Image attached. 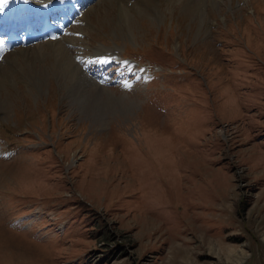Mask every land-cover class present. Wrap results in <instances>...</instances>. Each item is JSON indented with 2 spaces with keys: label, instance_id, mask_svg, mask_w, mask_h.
<instances>
[{
  "label": "rangeland",
  "instance_id": "obj_1",
  "mask_svg": "<svg viewBox=\"0 0 264 264\" xmlns=\"http://www.w3.org/2000/svg\"><path fill=\"white\" fill-rule=\"evenodd\" d=\"M63 34L73 86L48 43L1 54L0 264H264V0H92Z\"/></svg>",
  "mask_w": 264,
  "mask_h": 264
},
{
  "label": "bare ground",
  "instance_id": "obj_2",
  "mask_svg": "<svg viewBox=\"0 0 264 264\" xmlns=\"http://www.w3.org/2000/svg\"><path fill=\"white\" fill-rule=\"evenodd\" d=\"M10 1L11 0H7V2H4V0L2 1V9H6L8 6H10V5H12V4H10ZM31 1H33V2H38V1H40V0H31ZM74 1H77V0H74ZM15 2V1H14ZM13 2V3H14ZM49 7H52L51 5H49V6H47V7H45V8H43V9H47V8H49ZM83 7H84V5L83 6H79V5H77V8L79 9V11L81 12V11H83ZM38 8H40V6L38 7ZM35 5H33V6H30V7H28V8H25L24 10L22 9L21 10V12L19 13V10L17 11V15L14 17V14H12L11 16H10V21H6L5 22V19H0V26H2V28H3V30H4V28H5V31H8V30H11V29H14V27H16L17 28V30H19L24 24H25V19H27L28 17H30L31 16V14H32V12H34V11H36L37 9H38ZM37 12V11H36ZM19 16H20V18H19ZM17 18H19V19H17ZM42 20H43V16H42V14L41 13H39L38 14V18H37V20H36V25H38V26H40V24L42 23ZM59 38L60 37H58L56 40H53V41H48V42H45V44H47L46 46V48H47V50H49V53L47 54V55H44L45 57H48V56H50V55H53V56H55V55H58V56H56L59 60H62V61H60L57 65H55L54 67H55V69L52 67L53 65L52 64H50V65H48V69L49 70H47V72L49 71V72H51V76L53 75V76H56V77H60V78H62V80H63V82H65V83H67V82H69V81H71L72 82V86L73 85H75V80H74V78L75 77H79V74L81 73H75L72 69H71V64H70V62H68L69 60H66V58L64 57V53H65V50H66V48L65 47H62L61 45L59 46V43H57V42H59ZM29 45H31V44H28L27 46H20V47H15V48H13L9 53H7V55H6V57L7 56H11V54L13 55V53H15V50H17L19 53V55H23V54H25V52L24 51H26L27 50V47L29 46ZM39 45V44H38ZM46 50V51H47ZM68 50H69V48H68ZM14 51V52H13ZM16 51V52H17ZM69 52V51H68ZM70 53V52H69ZM42 54H43V51H42ZM46 54V53H45ZM62 55H63V59H62ZM45 57H44V59H45ZM44 59H42V60H44ZM57 61V60H56ZM55 61V62H56ZM43 62V61H42ZM88 62V61H87ZM86 62V63H87ZM54 64V63H53ZM52 65V66H51ZM46 67V66H45ZM58 72H60V74H58ZM38 73H41L42 74V71L41 70H38ZM64 73V74H63ZM43 76V75H42ZM50 76V75H49ZM79 91V90H78ZM71 92V91H70ZM74 93V92H73Z\"/></svg>",
  "mask_w": 264,
  "mask_h": 264
},
{
  "label": "snow or ice",
  "instance_id": "obj_3",
  "mask_svg": "<svg viewBox=\"0 0 264 264\" xmlns=\"http://www.w3.org/2000/svg\"><path fill=\"white\" fill-rule=\"evenodd\" d=\"M4 2H7V0H4Z\"/></svg>",
  "mask_w": 264,
  "mask_h": 264
}]
</instances>
